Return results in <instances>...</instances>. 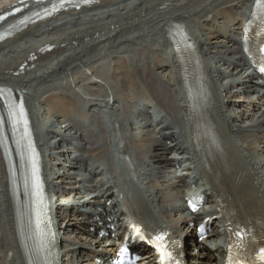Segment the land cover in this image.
<instances>
[{
  "label": "bare ground",
  "instance_id": "obj_1",
  "mask_svg": "<svg viewBox=\"0 0 264 264\" xmlns=\"http://www.w3.org/2000/svg\"><path fill=\"white\" fill-rule=\"evenodd\" d=\"M19 1L0 0V10H5L8 8L7 6H12ZM127 1L129 0H115L112 3L113 7L115 5L118 6L115 10L122 8L121 13L118 12L120 15L119 20H115V17H118H114L117 14L116 12L113 13L115 10H104L99 13H96L97 11L95 10L88 11V9L81 12L74 11L72 15L81 16L74 18V21H77L72 23H77V25L69 28V32H61L60 36H57L58 34L53 36L50 35V32L47 35V31H39L38 33L46 35L42 36L40 41L33 40L35 43L27 44L26 49L23 51L17 47L10 49L13 46V42L17 39L39 29L38 25H36L21 32L15 41L6 42L0 46V264L8 263L7 256L10 250L15 251L16 260L13 264H29L28 256L22 246V243H25L27 239L26 222L23 219V205L26 204L28 196V193L24 190V186L27 182L25 173L29 166L26 155H29V145L25 144L23 137L17 131L14 120L10 118L9 110L14 109L19 98L23 101L31 115V129L37 147L41 146L44 154H47L49 150L45 148L47 146L45 140L48 137H51L50 141L54 140L55 134L52 131L44 133V127L40 125L39 113L30 104L33 98L38 101L39 97L42 98L48 92L50 94L51 90L49 89L58 83V80H54L53 76L55 77L60 69L63 73L72 72L69 73L65 81L75 93L78 91L80 93H77L78 96L82 97L83 102L89 105L99 128H103L104 125L101 116L110 114L114 108H121V110H118V113L114 114L112 120L114 127L113 135L115 140L121 142V144L127 139L129 133V135L135 138L132 141L133 146H135V156H132L136 160L139 159L141 150L142 154L146 156L147 165L153 163L155 165L159 161L156 160V163L154 162L156 159L154 155L156 153H162L164 157L166 155L164 149L158 148V144L152 142V136H150V139L141 140V134L134 133L128 125L127 117L124 114L126 113L124 100L121 99L118 92H115L107 76L101 72V66L109 61L108 67L112 71L113 76H117L120 71L123 72L125 70L123 65H119V67L116 65L113 55H107L105 61H100V59H95L94 57L85 60L84 58H80V56L73 55L63 60V64L61 63L62 68L60 66L55 68L49 64L50 60L55 57L53 56L55 54L67 53V51L76 49L78 53L83 49L98 51V47L116 44L125 35L130 34L129 32L133 33L138 28V31L141 33L139 37L144 46L143 57H145V70L141 71L142 88L159 103L163 112H165L163 113L164 116L162 115V120H165L169 124V128L167 129L171 131L174 129V126L182 127L185 131L187 146L191 143V139L198 144L204 143L208 145L211 159L219 168L227 165L234 166L240 170L245 168L238 152L240 150L247 152L251 159L257 156L264 158V113L251 114L249 108L254 104L252 102L247 105V109L242 112L243 114L237 115L233 121L226 110L231 104L223 101L220 97L219 89H216V83L213 81L215 71L209 59L210 55L216 57L219 52L225 49L218 41L221 31L215 30L210 25V22L219 21L221 23L225 20L230 22L232 27H235L242 17L243 10L241 11V8L247 0H138V6H135L133 3L132 5H125ZM252 2L249 1L250 4ZM102 5H105V3ZM107 5L109 6V4ZM237 5H239L238 12H234L232 7ZM127 9H129V12L125 14L124 11H127ZM84 13H88V15ZM233 13L235 15H232ZM102 21L105 22L97 24ZM196 21L201 22L203 27L201 35L198 34V30L194 26ZM72 23L65 21L63 25L67 26ZM54 26L57 28L59 25ZM78 27L77 31H73V29ZM155 36L166 45L169 55L173 60L174 67H172L176 70V75L174 72L166 74L172 80L173 85L171 84L170 90L165 89L167 81H162L161 79V83H159L154 78V75L158 77L157 71H163L162 65L168 62L158 48L154 46L151 47L152 49L149 48L151 43L148 45L147 38H154ZM45 46L54 47L53 52L51 54L41 53L40 50ZM5 48H8V51L4 52ZM228 50L231 51L233 49L230 46L226 51ZM226 56H230V54ZM120 57L119 59H121ZM143 57L142 59H144ZM43 62L48 63L43 64ZM74 62H80V64L72 68ZM23 64L25 67L20 69ZM40 72L47 73V77H52V80L49 81L50 78H48L47 81L45 80L46 82H40L41 79L44 80V77L42 78V75H39ZM196 73H199L200 78L197 84H192L189 77ZM137 81L139 82V79ZM137 81H133V83H136L135 86H139L137 85L139 84ZM117 82L120 83L118 80ZM122 82L124 81L122 80ZM138 89H141V87H138ZM56 94L58 93L56 92ZM56 94L54 98H56ZM46 98L43 97V99ZM127 98L128 95L126 94L125 99ZM226 98H229V96H226ZM258 98L264 99V95H258ZM47 102H49V99ZM62 103L63 106H67L64 102ZM72 105L68 106V108L77 107L76 105L74 107L73 103ZM238 107L241 108L244 105ZM102 108L106 109L101 113L100 110ZM180 117H182V120H180ZM235 123H239L240 131L238 133L234 131L237 126ZM53 134L54 136H52ZM100 134L102 135V142H105L104 131L100 132ZM232 134L239 135L241 146L238 142L231 140ZM87 141L89 146L93 145L92 141ZM129 147L130 143L126 147L127 150H129ZM191 150L193 157L197 156L198 162H201L202 159L198 157L199 155L193 146H191ZM172 167L173 165L163 167V174L165 176L159 177L161 175L155 174L154 180L149 182L150 191L163 204L165 215L170 213L169 207L166 206L169 203L166 199L169 194L167 193L168 189H170L169 195L172 200L186 196L185 191L175 189L178 185V180L174 175L171 177L173 173ZM197 168L202 173L201 166ZM263 170L262 167H258V171L263 172ZM179 181L183 182L184 178ZM16 182L21 183L22 189L19 190L18 194L14 193L12 195L11 192H15L14 186ZM161 183H164L163 186ZM17 209L18 216H16ZM15 218H19V223H17V219ZM66 234L65 236H67ZM200 245L202 246V251L205 253L203 264L217 263V255L220 249L217 248L213 252L206 244ZM40 261L41 264H46L47 260L46 258H40Z\"/></svg>",
  "mask_w": 264,
  "mask_h": 264
},
{
  "label": "rangeland",
  "instance_id": "obj_2",
  "mask_svg": "<svg viewBox=\"0 0 264 264\" xmlns=\"http://www.w3.org/2000/svg\"><path fill=\"white\" fill-rule=\"evenodd\" d=\"M134 1V0H133ZM126 4H129V5H131V3H126ZM125 4V5H126ZM123 6H124V4H122ZM122 6V7H123ZM7 7H10V6H7ZM118 6H114V7H112L113 8V10H115V8H117ZM122 9V8H121ZM121 9L120 10H115V11H113V13L114 12H116L117 14H115L114 15V17L115 16H118V17H115V20L117 19V20H119V18H120V15L118 14V12L119 13H121ZM130 9V8H129ZM129 9H127V11L125 10L124 11V13L126 14L127 12H129ZM85 15H88V13H84ZM78 16H81V15H73V17L75 18V17H78ZM109 20H111V19H109ZM65 21H70V23H72V22H76L77 20H71V19H66V18H63V19H60L59 21H57V22H55L53 25L51 24V26H47V27H43L44 25L43 24H40V25H38V28L39 29H37L35 32H32V33H30V34H27L26 36H24V37H21V39L19 38V39H17L16 40V42H13V46H11V48L10 49H12V48H14V47H17V48H20L22 51L24 50V49H26V45L27 44H32V43H35V42H33V40H36V41H40V38L42 37V36H46V35H43V34H41V33H38L39 31H42V32H48V33H46L47 35H49V32H50V35H57V36H60L61 35V32L62 33H65V32H69V28H71V27H73V26H75V25H77V23H72L71 25H67V26H65V25H63V23L65 22ZM105 21H102V22H99V23H97V24H101V23H104ZM59 25L57 28H53V26L54 25ZM60 26H61V29H60ZM55 27V26H54ZM50 28V29H49ZM53 28V29H52ZM41 29V30H40ZM55 29V30H54ZM79 29V27L78 28H76V29H73V31L75 30V31H77ZM51 30V31H50ZM63 30V31H62ZM137 30V31H136ZM56 31V32H55ZM135 32H133V33H131V32H129L130 34H128V35H125L124 37H123V39H121V40H119V41H117L118 43H113V44H111V45H106V46H104V47H102V46H100V47H98V51H95L94 49H92V51H88L87 49H83V50H80V53H78L77 51V49L76 50H72V51H67V53H64V52H62V53H58V54H55V55H53V56H55V57H53L50 61H48V62H50L49 64L52 66V67H55V68H58L59 66L61 67L62 66V62H63V60L64 59H67V58H69V57H71V56H80V58H84L85 60H89V59H91L92 57H94L95 59H100V58H104V59H106V56L108 55V54H112V52H113V55H114V57H115V61L117 62V63H120V64H125L126 65V67H127V69L129 70V72H128V74L127 75H124V78H127V79H129V78H137V79H139V82L141 81V76H140V73H139V66L141 67V64H142V62H143V59H142V57H143V49H144V46H143V43H142V41H141V38L139 37L140 36V32L138 31V28H136L135 30H134ZM52 32V33H51ZM55 32V33H54ZM38 33V34H37ZM40 34V35H39ZM127 36V37H126ZM137 36V37H136ZM132 37V38H131ZM131 38V39H130ZM136 38V39H135ZM140 38V39H139ZM133 39V40H132ZM21 40V41H20ZM131 42H130V41ZM137 40V41H136ZM20 41V42H19ZM124 41V42H123ZM126 41V42H125ZM122 42V44L120 45V43ZM152 42V44H153V41H151ZM153 46V45H152ZM126 47V48H125ZM101 48V49H100ZM21 50H20V52H21ZM5 51H8V48H5L4 49V52ZM95 51V52H94ZM91 52H94V53H91ZM141 52H142V55H141ZM117 53V54H116ZM84 55H86V57H84ZM87 55H91V56H87ZM141 55V56H140ZM151 55V54H150ZM119 56H121L120 58L121 59H119ZM145 56V55H144ZM125 57V58H124ZM128 57V58H127ZM143 58H145V57H143ZM72 59H74V58H72ZM125 59V60H124ZM131 59V60H130ZM119 60H120V62H119ZM121 60H123V61H125V62H123V61H121ZM140 62V64H139V62ZM48 62H43V64H47ZM122 62V63H121ZM62 63V64H61ZM80 62H75V64L74 65H78ZM136 64H138V65H136ZM131 65V66H130ZM63 67V66H62ZM61 67V68H62ZM137 67V68H136ZM60 69V68H59ZM58 69V70H59ZM61 70V69H60ZM63 70V69H62ZM132 70V71H131ZM135 70V71H134ZM64 71V70H63ZM132 73V74H131ZM37 75V74H36ZM39 75H42L41 77L43 78L44 77V80L43 79H41V81L40 82H46L47 80H48V78H50L49 79V81L50 80H52L51 78L52 77H47V73H44V72H40V74ZM132 75V76H131ZM135 75V76H134ZM127 76V77H126ZM130 76V77H129ZM139 76V77H138ZM161 76V75H160ZM112 77V76H111ZM162 77H164V79L166 80V81H168V77H165V75H162ZM47 78V79H46ZM113 78V77H112ZM122 78H120L119 80L118 79H116L115 80V78L113 79V83H114V85H115V87H116V89H117V91L119 92L120 91V88L122 87V85H124V84H126V85H128V89H129V87H130V85H131V83L130 82H124V84H121V83H123L122 82V80H121ZM137 79H135L136 81H137ZM161 79V78H160ZM46 80V81H45ZM117 80L120 82V83H118L117 82ZM48 81V82H49ZM112 81V80H111ZM168 82H170V81H168ZM128 89H127V91L125 92V93H127L128 92ZM50 94H49V92L46 94V95H44L43 97L45 98V97H47L46 99H43V97L42 98H38V101L36 100V99H32L31 100V102H36V104H37V106H38V108L40 107L41 108V110L43 111V114H42V112H41V115H42V118H43V116H44V119H46L47 121H50V120H48V119H50L49 117L51 116V114H48L49 112L51 113H55L56 115H58L59 114V111H62L63 110V112L64 111H68V110H71L70 112H72L74 115L77 113V112H79L80 111V109L78 108L79 107V105L81 104V102L77 99V98H75V97H73L72 96V94H71V92L69 91V90H62V89H58V90H54V88L52 87V88H50ZM56 92L58 93V94H56ZM60 93V94H59ZM55 94H56V98H57V100H56V98H54V96H55ZM53 95V96H52ZM69 96H70V98H69ZM62 97V98H61ZM50 98H52L51 100H50ZM59 98H61L62 99V101H61V99H59ZM41 99H42V101H41ZM49 99V102H47V100ZM63 99H64V101H63ZM67 99V100H66ZM71 100H73V101H71ZM51 101V102H50ZM60 101H61V103H60ZM41 102V103H40ZM62 102H64L67 106H63V103ZM58 103V104H57ZM69 103H71V104H69ZM72 103L74 104V107H76V108H72V107H70V108H68V106H73L72 105ZM76 105V106H75ZM61 106H63V107H61ZM67 108V109H66ZM66 109V110H65ZM78 109V110H77ZM48 111V113L46 112V111ZM50 110V111H49ZM76 110V111H75ZM44 111H45V113H46V115H45V113H44ZM53 111H55V112H53ZM62 113V112H61ZM76 116V118H74L77 122H81V120H82V124L83 123H86L85 125H89V126H94V122H93V120L92 119H89V118H86V117H83V116H78V115H75ZM43 121V120H42ZM44 122V121H43ZM49 138V137H48ZM50 139H51V137H50Z\"/></svg>",
  "mask_w": 264,
  "mask_h": 264
},
{
  "label": "snow or ice",
  "instance_id": "obj_3",
  "mask_svg": "<svg viewBox=\"0 0 264 264\" xmlns=\"http://www.w3.org/2000/svg\"><path fill=\"white\" fill-rule=\"evenodd\" d=\"M259 71L264 72V66H261V67L259 68ZM37 187H39V184H38V183H37ZM194 210H195V209H194ZM260 251H261L262 254H264V249H261Z\"/></svg>",
  "mask_w": 264,
  "mask_h": 264
}]
</instances>
